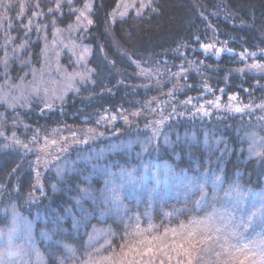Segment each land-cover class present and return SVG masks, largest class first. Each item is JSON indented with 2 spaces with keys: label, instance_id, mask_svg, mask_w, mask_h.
Returning <instances> with one entry per match:
<instances>
[{
  "label": "trees",
  "instance_id": "trees-1",
  "mask_svg": "<svg viewBox=\"0 0 264 264\" xmlns=\"http://www.w3.org/2000/svg\"><path fill=\"white\" fill-rule=\"evenodd\" d=\"M118 1L94 0L84 44L95 83L77 84L80 92H67L51 110L38 98L15 110L0 104L1 225L14 211L34 238L43 229L70 243L78 215L90 219L87 231L134 213L162 224L164 213L189 207L181 196L151 202V189L176 192L200 178L209 190L215 182L220 196L264 191V110L256 107L264 103V71L248 67L264 64V0H154L158 12L113 22ZM70 22L65 12L60 23ZM222 42L232 52L200 47ZM40 48L31 43L9 60L14 84L24 64L39 68ZM245 50L256 55L242 59ZM217 98L219 108L207 103ZM120 240L118 249L127 242Z\"/></svg>",
  "mask_w": 264,
  "mask_h": 264
},
{
  "label": "rangeland",
  "instance_id": "rangeland-1",
  "mask_svg": "<svg viewBox=\"0 0 264 264\" xmlns=\"http://www.w3.org/2000/svg\"><path fill=\"white\" fill-rule=\"evenodd\" d=\"M4 2L7 4L8 0H4ZM21 2L25 4V10L24 15L18 17L17 14L20 11L18 5ZM85 2L86 0H73V5L80 8ZM91 2L94 11V0ZM140 2L141 0H119L116 8L112 11V21L125 19L129 15L137 16L136 12ZM36 3H39V9L30 6ZM55 4L56 0H11L12 6L6 10V15L5 9L0 8V17H3V21L0 22V70L3 71V61L6 57L8 60L18 58L28 45L39 41L41 43L39 68H30L29 64H24L25 73H29V75L26 80L21 81V84L27 87L31 81L39 80L43 74L46 85L53 89L52 95H59L67 83L62 79L60 70L69 74L73 72V68L69 66V55L73 52L71 44L73 38L77 36L79 26L75 22V16H71L69 24L62 25L60 23L65 12H69L66 6L62 12L56 14L55 27L53 26L54 18L50 15L32 17L33 10L47 13V9L55 7ZM148 11L151 9H143L142 15ZM122 12L126 14L121 19L120 13ZM29 18L32 19L30 32L24 28V25L28 24ZM37 25L42 26L39 32L36 31ZM19 36L21 42L24 40L23 46L14 44ZM75 51L79 53L81 49L77 48ZM89 55L90 53L85 57L86 60ZM72 59L76 60L77 56L72 55ZM79 67L78 64L77 68ZM3 84L4 81L0 80V86ZM3 91L7 93L8 90L3 88ZM134 144L130 143L126 146L131 148ZM258 148H255L257 149L255 154H258ZM200 182L203 184H199ZM206 183H208L207 180L196 178L179 185L176 192L169 188L168 191L151 189V202L154 200L162 202L168 196L175 198L181 196L189 203V207H186L184 213L179 211L164 213L161 216L162 224L155 223L149 214L140 217L134 213L124 224L115 219L114 223L110 221L97 228L89 224V230L85 231L90 219L84 214V216L78 215L73 222V239L70 243L60 236L56 238L54 233L51 236L41 232L43 229L39 233V240L34 238L32 226L20 215L10 211L4 223L2 225L0 223V264H87L89 260L96 259L98 256H106L114 250L119 251L117 243L121 241L122 237L127 239L126 243H134L141 238L137 234L138 231L145 236H153L163 235L165 230H168V240L172 242L178 238L177 234L186 230L199 229L203 231L207 229L206 234H211L213 239L225 238L238 246L248 243L257 251L264 250V228L261 220L264 217V191L243 192L234 188L228 191L225 196H220L215 182L210 183L213 188L211 190L205 187ZM181 188L185 190L181 192ZM197 191L200 195L192 197V200L188 201L189 196L191 197ZM137 194L140 193L137 192ZM131 196L134 195L129 197L132 198ZM136 199L138 202V197ZM106 216L103 214L102 218ZM64 222L65 220L60 218L55 224ZM116 223L120 224L118 228ZM61 233L65 232L60 230Z\"/></svg>",
  "mask_w": 264,
  "mask_h": 264
},
{
  "label": "snow or ice",
  "instance_id": "snow-or-ice-1",
  "mask_svg": "<svg viewBox=\"0 0 264 264\" xmlns=\"http://www.w3.org/2000/svg\"><path fill=\"white\" fill-rule=\"evenodd\" d=\"M153 2L154 0H146V2L145 0H141L136 15H142V10L145 8L151 9L153 13L158 12L157 8L152 7ZM11 6V0H8L7 4H5L4 0H0V8L5 9V15L6 10ZM18 6L20 11L17 16L20 17L24 15L25 4L21 2ZM30 6L34 9L40 8L39 3ZM65 6L69 9L67 15L75 16V22L79 27L77 36L73 38L71 44L73 52L69 55V66L73 68V72L69 74L62 69L60 70L62 79L67 82L64 89L60 91L59 95L53 96V89L46 85L43 74H41L39 80L31 81L27 87L23 84H14V82L9 79V60L6 57L3 61V71H0V80L6 82L3 86H0V104L15 110L17 105L21 108L30 107L32 99L38 98L39 103L44 104L51 110L56 100H59L61 104L64 102L67 92L79 93L81 89L76 86L77 84L84 85L88 82L95 83L92 79L95 70L87 67V60L85 59L92 50L90 46L83 44V40L89 34L91 26L94 25L92 17L95 13L93 12L91 0H86L80 8L74 7L73 0H56L55 7H49L47 13L33 10L32 17L50 15L54 18L53 26L55 27L56 14L62 12ZM125 14L126 13L123 12L120 13L121 19ZM2 21L3 17H0V22ZM31 25L32 19L29 18L28 24L24 25V28L30 32L32 30L30 27ZM41 28V25H37L36 31H41ZM196 40L199 42V37H196ZM222 43L225 45L223 48H216L214 43L200 44V47L206 52H213L216 56H219L222 51L232 52V49L226 47L227 42ZM77 48L81 49L79 53L75 51ZM260 51L264 52V49ZM72 55H76L77 59L73 60ZM240 55L241 58L244 59L248 56L254 57L256 54L245 50V52ZM78 64L80 65L79 68H77ZM248 67L264 71V64L261 63H254L248 65ZM181 68H183V65H181ZM28 75L29 73H25V76L20 79L26 80ZM3 88H7V93L3 91ZM205 88L211 91L207 85H205ZM220 91H223V89ZM230 99H234V97H230ZM191 102V99L187 101L189 104ZM207 103L214 104L217 108L221 106L218 98L217 100H209ZM248 107H251V105ZM256 107L264 110V103ZM173 111H175V109H173ZM235 111L241 112L243 109L237 107ZM204 114L207 116L209 113L205 111ZM2 118L3 114L0 113V119ZM115 118V116L110 117V119ZM2 135L3 132L0 131V136ZM13 142L27 148V145L15 138V135L13 136ZM7 146L9 145H4V147ZM167 231L168 230H165L163 235L153 236H145L138 231L137 234L141 238L134 243L121 245L119 251L114 250L106 256H98L96 259L89 260L87 264H264V250L257 251L253 247H250L248 243L238 246L225 238L218 237L213 239L211 234H206L207 229L203 231L199 229L186 230L183 233L177 234L178 238H175L172 242L168 240ZM217 231H219V229H217ZM233 236H235V234H233Z\"/></svg>",
  "mask_w": 264,
  "mask_h": 264
}]
</instances>
